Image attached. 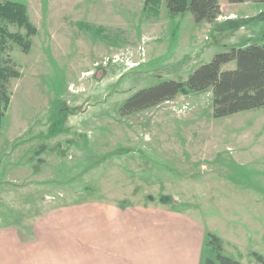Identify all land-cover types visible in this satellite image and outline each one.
Returning <instances> with one entry per match:
<instances>
[{"label":"rangeland","instance_id":"1","mask_svg":"<svg viewBox=\"0 0 264 264\" xmlns=\"http://www.w3.org/2000/svg\"><path fill=\"white\" fill-rule=\"evenodd\" d=\"M11 1L24 4L35 32L0 17L2 65L18 73L0 124V231L20 243L37 237L27 264H111L107 254L86 253L96 216L109 249L108 207H172V195L222 239L224 255L258 264L264 109L215 119L211 88H182L129 115L119 107L144 87L184 81L232 46L264 43V3L218 0L221 13L207 23L189 11L170 15L164 0ZM159 236L151 230L139 244L156 262L173 248ZM9 253L5 264H15L20 252Z\"/></svg>","mask_w":264,"mask_h":264},{"label":"trees","instance_id":"2","mask_svg":"<svg viewBox=\"0 0 264 264\" xmlns=\"http://www.w3.org/2000/svg\"><path fill=\"white\" fill-rule=\"evenodd\" d=\"M153 0H145L148 5ZM170 15L189 11L196 22L211 23L221 13L218 0H164ZM264 3V0H227L229 3ZM0 17L15 20L20 25L35 30L27 21L24 4L11 0L0 3ZM1 38V36H0ZM28 46L24 47L27 51ZM5 53L0 51V124L10 98L9 79L17 76L12 68L2 65ZM235 62L234 69L222 70V65ZM182 88L199 92L211 88L212 116L223 118L237 112L264 109V43L248 42L242 46H232L227 51L215 54L209 61L199 65L184 81L166 80L144 87L119 107L121 115L156 106L173 99ZM204 249H208L214 258L204 257L200 264H243L239 260L223 254L218 236L208 232ZM258 264H264V257L252 253Z\"/></svg>","mask_w":264,"mask_h":264},{"label":"crops","instance_id":"3","mask_svg":"<svg viewBox=\"0 0 264 264\" xmlns=\"http://www.w3.org/2000/svg\"><path fill=\"white\" fill-rule=\"evenodd\" d=\"M169 198L172 200V207L165 206V203H159V208H157L153 206L154 202L150 206L127 205L124 209L108 207L110 223L107 226L111 228L107 227L106 229L110 228L111 232H114L111 234L113 245L109 249L102 246L103 236L100 224L103 216L97 215L93 238L94 248H89L86 253H93L96 258L99 252L107 254L112 257L111 264H200L204 258V244L209 231L191 213L183 212V209L177 207L176 203L179 201L176 196L172 195ZM150 229H158L159 237L164 243L166 239L173 242L172 251L163 252V259L158 258L157 262L152 257V251L142 248V245L146 244L145 233L151 232ZM120 235H122L121 240ZM133 235H136L139 244L142 245L137 244ZM99 244L101 245L100 251L98 250ZM39 246L41 245L38 243L37 237L20 243L13 232L0 231V264H5L6 257L11 253L14 254L13 252L9 253L11 249L20 252L19 256L16 255L15 261L17 262L15 264L21 262L27 264L32 261L29 257L37 254ZM17 247L20 248L17 249ZM13 261V258H9V262Z\"/></svg>","mask_w":264,"mask_h":264}]
</instances>
